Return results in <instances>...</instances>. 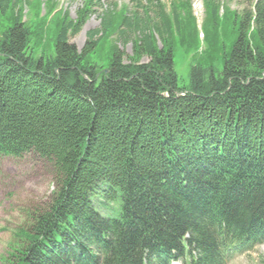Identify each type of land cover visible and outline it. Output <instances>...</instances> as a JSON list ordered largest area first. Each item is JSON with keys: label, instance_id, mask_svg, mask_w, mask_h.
Returning a JSON list of instances; mask_svg holds the SVG:
<instances>
[{"label": "trees", "instance_id": "1", "mask_svg": "<svg viewBox=\"0 0 264 264\" xmlns=\"http://www.w3.org/2000/svg\"><path fill=\"white\" fill-rule=\"evenodd\" d=\"M41 1L0 0V157L33 154L54 174L4 263L228 264L263 244L264 0L242 13L202 0L200 28L190 0L155 4L154 19L106 11L80 50L70 39L94 0L74 21L55 3L40 17ZM200 34L206 66L179 87L176 44L187 52ZM116 201L115 218L97 210Z\"/></svg>", "mask_w": 264, "mask_h": 264}, {"label": "rangeland", "instance_id": "2", "mask_svg": "<svg viewBox=\"0 0 264 264\" xmlns=\"http://www.w3.org/2000/svg\"><path fill=\"white\" fill-rule=\"evenodd\" d=\"M32 2V0H27ZM85 0H47L41 1L42 17L48 8L55 3V12L62 10L67 12L71 20H76L77 12L83 8ZM94 0L92 5V14L83 25L80 33L71 38L70 42L76 46L78 50L82 49L87 38V33L97 30L101 27L102 15L106 11H118L125 7L129 15L137 13L140 18H144V12L150 19H154V13L157 10L155 4L161 3L165 5L166 10L170 11L171 3L177 0ZM221 8L227 6L232 11L242 13L245 10H250L256 0H216ZM192 12L197 20L198 28L201 27L205 12L202 0H190ZM24 10V21L33 22L31 25L34 28L39 24L40 17H36L37 3L28 5L26 2L22 6ZM148 8V10L146 9ZM223 10H221V13ZM55 14V13H54ZM53 14V15H54ZM43 26V27H42ZM43 46L50 49L53 53V48L56 42V37L59 32L58 17L47 19L42 25ZM130 39L126 44L119 42L118 47L125 56L132 54L133 35H129ZM160 46V43H159ZM206 47L200 39L198 44H195L189 51H185L176 44L174 50V71L177 75L179 87L188 86L189 71L192 66H206L201 59V50ZM206 55V53L204 54ZM148 59L143 58L142 62L146 63ZM215 68L221 70V61L218 60L213 64ZM53 168L45 160L33 154H27L22 158L0 157V264H5L3 258H8L10 245L14 240V233L22 228H27L32 222L34 212L37 208L42 207L48 200L53 186ZM98 211L103 216L111 218L117 217L119 211L113 209L118 206V201L109 206L97 202ZM180 264V263H173ZM228 264H264V244L254 247L248 252L236 256Z\"/></svg>", "mask_w": 264, "mask_h": 264}]
</instances>
